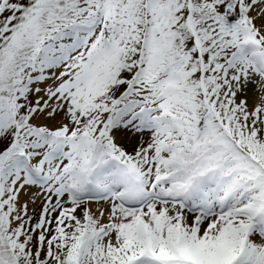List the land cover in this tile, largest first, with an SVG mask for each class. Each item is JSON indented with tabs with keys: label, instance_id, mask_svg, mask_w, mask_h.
<instances>
[{
	"label": "snow or ice",
	"instance_id": "6c2138e0",
	"mask_svg": "<svg viewBox=\"0 0 264 264\" xmlns=\"http://www.w3.org/2000/svg\"><path fill=\"white\" fill-rule=\"evenodd\" d=\"M0 264H264V0H0Z\"/></svg>",
	"mask_w": 264,
	"mask_h": 264
}]
</instances>
